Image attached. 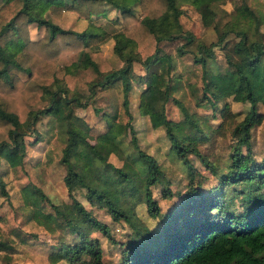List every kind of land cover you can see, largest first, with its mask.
<instances>
[{
	"label": "trees",
	"instance_id": "16d2710c",
	"mask_svg": "<svg viewBox=\"0 0 264 264\" xmlns=\"http://www.w3.org/2000/svg\"><path fill=\"white\" fill-rule=\"evenodd\" d=\"M224 2L134 0L139 8L135 13L133 5L113 0H0V165L21 164L27 152L24 136L37 135L34 124L41 115L53 117L55 132L63 135L59 162L65 167L63 181L70 201L49 203L51 210L46 211L50 201L37 186L25 185L21 194L28 208L27 220L43 225L49 233L60 231L57 259L67 264H102L100 240L91 233L99 231L111 239L109 226L74 196L76 189H82L91 206L104 210L112 221L127 223L136 233L140 229L138 207L144 205L152 219L161 216L152 187L162 184L165 174L160 163L135 143L128 94L133 82L144 85L137 107L146 116L164 115L167 102H179L173 96L180 80L174 70L175 58L164 49L177 41V53H193V62L201 68V95L196 97V105L207 104L213 111L217 102L234 96L249 107L230 131L234 144L229 172L219 177L220 186L210 189H204L200 181L193 182L195 168L188 154L196 155L210 171L199 146L207 139L205 130L220 127H211L208 114L202 117L181 105L182 119H163L170 148L188 170L189 187L177 195L162 223L147 230L146 238L121 246L119 264H264V156L254 160L250 142V130L263 117L257 103L264 104V32L260 28L264 19L246 0L233 1L230 12L221 8ZM105 4L119 10L120 27L109 29L88 22L87 28L75 31L44 15L48 11L59 17L63 10H69L88 19L104 15ZM183 5L197 12L207 8L215 41H201L183 28L179 21ZM219 11L220 16L228 18L222 21ZM31 21L44 27L39 38L28 35ZM233 38L232 48L239 54V63L230 62L233 69L227 72L211 66L214 47H224ZM110 39L114 41L112 50L123 62L117 69L99 49ZM133 63H138L144 73H134ZM11 67L24 71L25 78L11 73ZM57 68L63 69L59 78L55 75ZM118 80L124 94L122 107L128 116L124 134H129V143L138 152L123 158L120 167L108 163L90 142L91 137H102L113 129V117L102 112L95 122L88 123L72 108L86 107L97 87L106 88ZM235 182L250 194L251 203L243 202L242 211L230 209L232 197L224 191ZM166 185L168 182L162 185V192L168 196ZM4 188L0 170V193L6 195ZM262 188V194L253 196V191ZM67 236L75 241H68ZM0 248L9 249L10 245L0 239Z\"/></svg>",
	"mask_w": 264,
	"mask_h": 264
},
{
	"label": "rangeland",
	"instance_id": "374dc122",
	"mask_svg": "<svg viewBox=\"0 0 264 264\" xmlns=\"http://www.w3.org/2000/svg\"><path fill=\"white\" fill-rule=\"evenodd\" d=\"M122 3V5H133L135 13H139L138 6L134 5V0H113ZM233 1L225 0L221 8L230 12L233 8ZM239 1V0H236ZM246 2L264 19V0H246ZM183 14L179 17L183 28L194 34L199 40L207 43L216 40V32L213 24L210 23V13L207 8L197 12L194 8L183 5ZM222 21L228 16H220ZM45 18L51 22L66 29L82 31L88 26V22L95 25H103L109 29H116L121 26L120 12L112 5L105 4L104 15L91 16V18H79L74 11L63 10L59 17H53L49 12H45ZM218 17V16H217ZM215 17V19L217 18ZM264 32V21L260 26ZM44 31L43 26H38L34 21L28 24V35L32 38H39ZM234 38L224 47H214L215 59H209V64L216 69L227 72L233 69L230 62L239 63V54L232 48ZM113 39H110L99 46L100 51L108 60L111 66L117 69L123 66L121 58L112 50ZM179 42L174 41L164 47L170 51L175 58V72L179 74L178 88L173 92V96L179 99V102L170 100L165 107V114L160 113L141 115L138 111L137 102L139 93L144 88L142 83H132V88L128 94L129 111L132 114L131 124L134 128L137 141L135 142L139 149L151 154L165 174L162 184L152 187L153 196L161 209V216L152 219L148 217L144 205L138 207V219L140 220L138 233L135 232L127 223L115 222L109 218V215L102 209L90 205L83 197L82 189L73 191L74 196L81 201L87 208L94 212V216L105 222L109 226L111 239L99 231L91 233L100 240L102 250V264H119L121 246H125L133 241H142L148 235L149 229L153 230L163 221L164 214L176 203L177 195L185 192L189 187L190 176L184 163L179 157L173 154L170 148V141L164 133L163 119L177 120L184 117L183 106L189 112H197L202 117L208 114L209 122L212 128L220 127L215 131L205 130L207 139L200 144L199 151L209 162L210 171L201 160L192 154H188V161L194 166V180L200 181L205 188L220 186L219 177H223L228 170V159L233 151L234 137L230 134L232 126L240 120L249 105L242 103L234 96L226 98L224 101L217 102L216 110H211L210 106H198L195 104L196 97L201 95V68L193 62L194 54L186 52L179 55L174 48ZM10 72L16 74L20 79L25 78V72L15 67L9 68ZM133 71L136 74L144 73L143 68L138 63H133ZM63 69L57 68L56 76L59 78ZM124 94L122 92L121 82H114L106 88L97 87L91 102L84 108L73 106L74 112L82 116L88 123L95 122L102 112L109 113L114 120V127L102 137H91L96 147L105 156L106 161L116 167H120L121 160L126 156L137 155L138 152L134 145L129 143L130 136L127 132L124 134V124L128 121V116L122 107ZM206 101L203 99V102ZM225 103V104H224ZM181 105V106H180ZM258 111L263 114L262 120L251 130V147L254 160L258 161L264 156V104L257 103ZM98 109L100 113H96ZM214 113V116H213ZM35 131L37 135L27 134L24 136L26 142V156L23 162L16 167H8L1 163L0 170L5 182L6 195L0 193V239L6 240L10 248H0V264H67L66 260L57 259L59 250L58 233H49L46 228L33 220H27L28 208L23 204V195L21 188L25 185L37 186V189L43 194L46 200L45 210H51L49 203L59 204L63 201H70V194L65 189L63 175L65 167L59 162L64 145L63 135L56 133L55 121L49 115H41L36 120ZM31 132V131H30ZM37 136V137H36ZM36 138L38 140H36ZM168 188V196L162 192V185ZM224 191L230 197L232 202L230 209L232 211H242L243 202L251 203L248 200V190L242 189V184L236 182L224 187ZM263 188L259 191H253V196L262 194ZM72 194V193H71ZM68 241H75L67 236Z\"/></svg>",
	"mask_w": 264,
	"mask_h": 264
}]
</instances>
